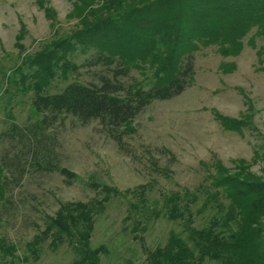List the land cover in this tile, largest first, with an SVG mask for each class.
<instances>
[{
    "label": "rangeland",
    "instance_id": "1",
    "mask_svg": "<svg viewBox=\"0 0 264 264\" xmlns=\"http://www.w3.org/2000/svg\"><path fill=\"white\" fill-rule=\"evenodd\" d=\"M71 12L68 0H0V131L12 119L19 125L26 121L34 84L52 94L72 81L97 84L98 75L108 74L101 66L81 67L96 48L78 39H71L65 54V62L78 66L75 72L65 74L59 64L52 67L50 76L39 72L43 64L38 57L51 55L55 41L80 30L79 19L71 17ZM246 41L236 57H221L216 47L196 52L190 86L171 100L154 101L138 115L131 124L134 132L125 137L124 152L100 132L96 122L81 125L65 117L54 128V152L60 167L77 178L28 167L19 177L18 169L10 167V203L5 210L0 208L4 210L0 236L17 247L19 257H28L20 264H73L75 255L67 244L53 251L47 240L38 260L26 253L25 244L43 228V216L53 215L59 203L94 200L90 245L105 247L99 264H146L145 248L162 246L170 231L182 230L178 222L163 216V193L181 188L192 191L204 183L207 168L216 163L230 175L263 185L264 61L257 60L255 49ZM221 63L227 70H221ZM150 77L148 70L138 67L122 80L146 87ZM18 150L6 139L0 140V160L7 152V158L15 161ZM151 163L167 169L169 176L161 175ZM145 184L150 187L144 202L139 194L112 193L101 202L106 197L103 187L122 194ZM129 203L145 210L129 214ZM212 214L204 210L195 225L201 227ZM260 220L264 228V215Z\"/></svg>",
    "mask_w": 264,
    "mask_h": 264
},
{
    "label": "trees",
    "instance_id": "2",
    "mask_svg": "<svg viewBox=\"0 0 264 264\" xmlns=\"http://www.w3.org/2000/svg\"><path fill=\"white\" fill-rule=\"evenodd\" d=\"M68 1L72 4L70 16L79 19L80 30L55 41L51 55L38 57L39 64H43L39 72H46V77L52 75V67L58 64L65 74L75 72L78 66L65 62V54L72 46L71 39H78V43L86 40L96 48L81 67L101 66L108 74L98 75L97 84L72 81L52 94L44 93L42 85L31 87L26 121L19 125L12 119L6 130L0 131V140L6 139L11 148L19 147L15 161L7 158V152L0 160V208L4 210L10 203V167L18 169L19 177L28 167L77 178L60 167L54 152V128L65 117L81 125L96 122L100 132L124 152L125 137L134 132L131 124L136 117L154 101L171 100L190 86L196 52L216 47L221 57H236L247 39L257 60L264 61V0ZM55 50L62 52L58 55ZM138 67L150 72L151 83L146 87L137 81L126 84L122 80ZM220 68L227 70V65L221 63ZM210 167L207 184L204 181L192 191L181 188L163 193V216L178 222L182 230L170 231L162 246L145 248L146 264H264V228L260 220L264 215V184L241 180L239 174L230 175L219 163ZM155 170L169 176L167 169L155 166ZM149 187L140 185L122 194L103 187L106 197L101 202L110 193L139 194L144 202ZM207 209L213 214L197 227V215ZM4 210H0V219ZM129 210L133 214L145 209L129 203ZM95 212L94 200L59 203L53 215L43 216V228L25 244L27 255L38 260L48 240L47 247L53 251L67 244L75 255L73 264H99L105 247L90 245ZM27 260L26 255H17L14 244L0 236V264Z\"/></svg>",
    "mask_w": 264,
    "mask_h": 264
}]
</instances>
